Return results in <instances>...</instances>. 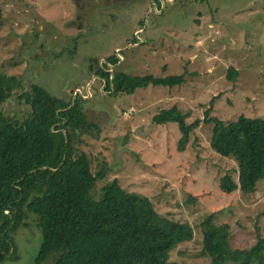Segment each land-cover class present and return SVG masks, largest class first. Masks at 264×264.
<instances>
[{"label":"rangeland","instance_id":"obj_1","mask_svg":"<svg viewBox=\"0 0 264 264\" xmlns=\"http://www.w3.org/2000/svg\"><path fill=\"white\" fill-rule=\"evenodd\" d=\"M0 9V71L24 85L2 111L24 120L29 107L19 95L33 86L64 100L85 99L100 131L84 135L79 148L94 175L103 166L107 172L95 198L117 180L149 198L159 215L190 225L192 239L171 250L177 264L211 262L203 252L207 216L229 229L235 249L264 237V182L246 194L221 190L224 177L238 181V165L211 148L212 126L202 123L178 151L177 124L153 122L173 106L189 112L187 122L203 119L213 98V114L225 122L240 115L264 119V0H0ZM112 57L119 62L108 71L186 72V80L113 96L89 71L91 59L108 64ZM231 67L235 81L227 77ZM13 240L17 258L1 264H35L41 242L35 215Z\"/></svg>","mask_w":264,"mask_h":264},{"label":"trees","instance_id":"obj_2","mask_svg":"<svg viewBox=\"0 0 264 264\" xmlns=\"http://www.w3.org/2000/svg\"><path fill=\"white\" fill-rule=\"evenodd\" d=\"M111 19L115 21L114 15ZM2 9H0V25ZM108 64L91 59L89 71L107 83L113 96L133 95L139 89L175 87L185 83L186 72L157 77L114 71ZM238 72L231 67L228 79ZM24 89L20 77L0 71V264L15 260L13 234L27 226L30 215L37 218L41 242L35 264H177L171 250L190 241V225L157 213L151 200L127 192L117 180L94 197L98 181L106 179L103 166L97 175L88 155L79 145L86 134L100 126L91 122L79 95L74 102L33 87L19 98L29 107L24 120L2 111L13 95ZM74 93V91L72 92ZM215 98L203 119L187 122L189 112L173 106L153 117L155 124L176 123L180 131L178 151H183L190 135L202 123L212 126L211 148L238 165V181L231 176L221 180V190L232 194L253 192L264 182V119L240 115L225 122L213 114ZM203 252L209 264H264V237L246 249H235L230 231L207 216L202 223Z\"/></svg>","mask_w":264,"mask_h":264},{"label":"water","instance_id":"obj_3","mask_svg":"<svg viewBox=\"0 0 264 264\" xmlns=\"http://www.w3.org/2000/svg\"><path fill=\"white\" fill-rule=\"evenodd\" d=\"M110 66H112V65H110ZM109 72L111 73V75H112V79H113L114 72H113V71H109ZM76 97H77V96H76ZM76 97H75V98H76ZM74 100H75V99H73V102H74Z\"/></svg>","mask_w":264,"mask_h":264}]
</instances>
